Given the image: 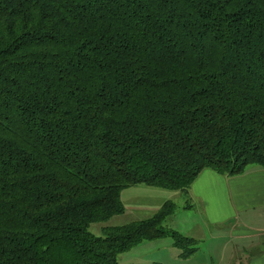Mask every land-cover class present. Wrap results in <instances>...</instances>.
Wrapping results in <instances>:
<instances>
[{
    "label": "trees",
    "instance_id": "16d2710c",
    "mask_svg": "<svg viewBox=\"0 0 264 264\" xmlns=\"http://www.w3.org/2000/svg\"><path fill=\"white\" fill-rule=\"evenodd\" d=\"M255 168L264 0H0V264L195 246L166 226L173 201L101 236L91 227L125 213V189L187 194L204 170Z\"/></svg>",
    "mask_w": 264,
    "mask_h": 264
},
{
    "label": "crops",
    "instance_id": "0c3cea01",
    "mask_svg": "<svg viewBox=\"0 0 264 264\" xmlns=\"http://www.w3.org/2000/svg\"><path fill=\"white\" fill-rule=\"evenodd\" d=\"M121 198L126 211L120 216L128 217V224L152 217L166 202L173 201L178 211L166 222L170 229L194 239L206 238L208 232L221 235L229 231L231 238L247 248L248 255L252 253L247 264H264V242H258L264 237V168L237 177H225L207 169L187 194L138 186L125 189ZM183 199L189 203L183 205ZM191 213H197L201 220L191 218ZM143 243L140 245L149 246ZM256 244L258 250L249 251ZM123 255L119 259L121 264H150L144 259L125 262Z\"/></svg>",
    "mask_w": 264,
    "mask_h": 264
},
{
    "label": "rangeland",
    "instance_id": "374dc122",
    "mask_svg": "<svg viewBox=\"0 0 264 264\" xmlns=\"http://www.w3.org/2000/svg\"><path fill=\"white\" fill-rule=\"evenodd\" d=\"M182 203L187 205L189 202L187 199H183ZM191 218L197 221L201 220L197 213H191ZM128 221V217L116 216L107 223L92 225L91 232L101 236L103 228L123 226L128 224ZM262 237L258 239V242L261 239V243L264 242V237ZM187 238L193 239L197 244L195 246L189 244L185 249H182L175 246V241L171 237L145 241L143 244H149V246L137 245L123 255V261H143L144 259L145 263L150 264H247L248 256L252 254L249 253L248 255L247 248L242 247L240 241L231 238L229 231L221 233V235H212L208 232L206 238L201 239ZM170 243L171 245L169 246ZM257 250L256 244V248L249 251L255 253ZM196 257L198 258L195 259Z\"/></svg>",
    "mask_w": 264,
    "mask_h": 264
}]
</instances>
